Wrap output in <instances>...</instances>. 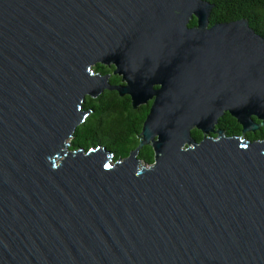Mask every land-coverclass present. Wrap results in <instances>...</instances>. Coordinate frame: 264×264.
<instances>
[{"label": "water", "instance_id": "water-1", "mask_svg": "<svg viewBox=\"0 0 264 264\" xmlns=\"http://www.w3.org/2000/svg\"><path fill=\"white\" fill-rule=\"evenodd\" d=\"M213 7L0 0V264H264V141L216 128H264V39ZM105 90L152 100L124 159L66 144Z\"/></svg>", "mask_w": 264, "mask_h": 264}, {"label": "trees", "instance_id": "trees-1", "mask_svg": "<svg viewBox=\"0 0 264 264\" xmlns=\"http://www.w3.org/2000/svg\"><path fill=\"white\" fill-rule=\"evenodd\" d=\"M213 4L209 21L229 22L239 19L247 20L249 26L264 39V0H206ZM195 18L189 26H194ZM95 71L105 73L99 66ZM82 110L90 115L83 120L70 138L69 150H87L97 145L105 147L113 154V159H124L140 144V132L148 113V107L142 106L137 110L132 108L129 98L118 97L115 91H105L97 98L86 97ZM255 121L259 123L256 119ZM226 136H242L241 126L228 113H225L216 125ZM195 140H201L202 134L192 130ZM213 137H216L213 135ZM249 141H264V128L244 135ZM138 158L147 164L154 161L151 146H143L138 152Z\"/></svg>", "mask_w": 264, "mask_h": 264}, {"label": "flooded vegetation", "instance_id": "flooded-vegetation-1", "mask_svg": "<svg viewBox=\"0 0 264 264\" xmlns=\"http://www.w3.org/2000/svg\"><path fill=\"white\" fill-rule=\"evenodd\" d=\"M194 19V18H193ZM95 66H99L101 68L102 71H104L105 73H101V72H97L95 71ZM93 67L94 71L100 75H108L109 76V82L112 84V85H124V82H123V79L121 76L117 75V74H114V70H115V67L113 65H103L101 63H98L97 65H95ZM105 91H108V90H105ZM104 91V92H105ZM103 92V93H104ZM117 93V92H116ZM118 94V93H117ZM118 97L120 98H124V97H128L129 98V103H131V99L128 95H124V96H119ZM152 103V100L151 101H148L146 104H143V105H140L138 106L137 108H133L134 110H137L139 107H142V106H147L148 107V111H149V107ZM132 105V104H131Z\"/></svg>", "mask_w": 264, "mask_h": 264}, {"label": "rangeland", "instance_id": "rangeland-1", "mask_svg": "<svg viewBox=\"0 0 264 264\" xmlns=\"http://www.w3.org/2000/svg\"><path fill=\"white\" fill-rule=\"evenodd\" d=\"M190 21H191V20H190ZM189 23H190V22H189ZM81 111H83L82 108L80 109V112H81ZM89 115H90V112L88 111L87 114H86V116L88 117ZM86 116H85V117H86ZM87 117H86L85 119H87ZM85 119H83V120H85ZM258 122H259V121H258ZM248 133H249V132H248ZM246 134H247V133H246ZM244 135H245V134H244ZM244 135L241 136L242 139H245V138H244ZM215 136H216V135H215ZM69 142H70V138L66 141V144H69ZM71 151H74V150H71ZM137 158H138V153H137ZM58 161H59V159H58ZM141 166H143L144 168H147V167H148L147 163L145 164L143 161H141Z\"/></svg>", "mask_w": 264, "mask_h": 264}]
</instances>
